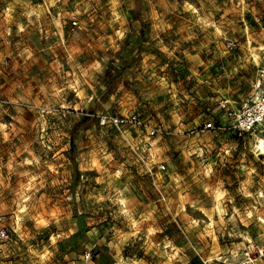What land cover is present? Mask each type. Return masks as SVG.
<instances>
[{"label":"rangeland","instance_id":"374dc122","mask_svg":"<svg viewBox=\"0 0 264 264\" xmlns=\"http://www.w3.org/2000/svg\"><path fill=\"white\" fill-rule=\"evenodd\" d=\"M262 63L264 0H0V264H264Z\"/></svg>","mask_w":264,"mask_h":264},{"label":"built area","instance_id":"2783aa9c","mask_svg":"<svg viewBox=\"0 0 264 264\" xmlns=\"http://www.w3.org/2000/svg\"><path fill=\"white\" fill-rule=\"evenodd\" d=\"M73 25L76 22H72ZM234 44L230 42L228 48H233ZM224 109L223 117L227 122V127L232 129L238 136L241 135H251L261 134L264 137V63H262L257 71V78L253 85V94L248 98L240 108L231 109L225 108V105H222ZM100 125L110 124L117 129L124 127H131L137 130H145L148 133V136L152 137L155 135V130L151 127H148L136 114L128 115H103L100 117ZM225 122L221 124L224 127ZM216 127L214 123L208 122L205 124V129L215 130ZM160 169H164V165H159ZM5 216L0 215V240L7 237L8 230L4 226ZM95 246H91L90 249L85 250L83 253V258L85 260L91 259V251ZM240 264H253L251 259H246Z\"/></svg>","mask_w":264,"mask_h":264},{"label":"crops","instance_id":"0c3cea01","mask_svg":"<svg viewBox=\"0 0 264 264\" xmlns=\"http://www.w3.org/2000/svg\"><path fill=\"white\" fill-rule=\"evenodd\" d=\"M87 235H89L88 234V232L86 233ZM80 237H81V234H79L77 237H76V241L75 242H73V243H71L70 245H71V247H75L76 245H86V244H84L83 243V241H80ZM71 254H73V253H71ZM72 257V260L73 261H71L69 264H80V262L79 261H81L80 259V255H77V256H71ZM95 258L93 259V261H94V264H95ZM254 264V263H253Z\"/></svg>","mask_w":264,"mask_h":264},{"label":"trees","instance_id":"16d2710c","mask_svg":"<svg viewBox=\"0 0 264 264\" xmlns=\"http://www.w3.org/2000/svg\"><path fill=\"white\" fill-rule=\"evenodd\" d=\"M138 4H139V2L137 1V8H136V11H135V18L140 21V23H141V30H140V32H141V34H143V32H144V28H143L144 27V22L140 18V14H139V11H138ZM70 144H71V150H73L74 149V142H73L72 139L70 141Z\"/></svg>","mask_w":264,"mask_h":264},{"label":"bare ground","instance_id":"6f19581e","mask_svg":"<svg viewBox=\"0 0 264 264\" xmlns=\"http://www.w3.org/2000/svg\"><path fill=\"white\" fill-rule=\"evenodd\" d=\"M255 148L258 151V154H264V141H258L255 143Z\"/></svg>","mask_w":264,"mask_h":264}]
</instances>
